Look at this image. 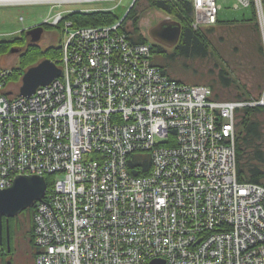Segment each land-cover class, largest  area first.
<instances>
[{
    "label": "built area",
    "instance_id": "1",
    "mask_svg": "<svg viewBox=\"0 0 264 264\" xmlns=\"http://www.w3.org/2000/svg\"><path fill=\"white\" fill-rule=\"evenodd\" d=\"M27 1L53 4L57 18L67 4L119 6ZM189 1L196 27L217 23V0ZM239 4L254 10L264 42V0ZM124 19L64 21L65 78L32 98L6 93L11 71L0 67V189L54 174L34 213L36 264H264V187L239 179L235 127L236 108L264 106V89L226 102L210 86L171 79Z\"/></svg>",
    "mask_w": 264,
    "mask_h": 264
},
{
    "label": "rangeland",
    "instance_id": "2",
    "mask_svg": "<svg viewBox=\"0 0 264 264\" xmlns=\"http://www.w3.org/2000/svg\"><path fill=\"white\" fill-rule=\"evenodd\" d=\"M135 1L136 0H122V1L116 0L115 2H113V5L115 6L118 4L119 6L115 8V10L113 11L117 16L119 14L122 18H126L128 17L127 15L128 9L130 8V6L132 7L134 5ZM217 1L220 6L218 10L219 11L218 18L220 21L246 20L249 21L248 23H255L254 20H256L258 31L260 32L261 42L263 44V53H264V42L261 31L262 26L252 7L241 6L239 4V0H217ZM81 4L82 3H73V4H67L68 6H64L67 9L71 10L65 15V17H63L65 22L67 20L71 21V19L68 18V16L74 14V12L83 13L86 11V10L85 11L80 10V7L85 6L87 8L88 7L92 8L87 11L97 10L96 8L97 6H94L90 3L84 2L83 3L84 5ZM52 5L53 4L41 3V4L19 5V6L11 5L8 7L0 6V32L4 34H9V32L20 33L21 30L29 31L31 28L39 26L38 24L42 23L51 15L52 10L56 13L58 8L57 9L53 8ZM137 15L139 16L138 26H140L141 33L148 38L147 43L151 44L153 50L156 48V46H160L164 48V51L166 53L168 54L174 53V50L178 47L177 45L180 43L183 36L182 34H183L184 25L181 23L182 21L173 14L172 15L168 14L162 9L160 10L158 8L153 7L152 4L147 3L145 0H140L139 6L137 7ZM21 17H23V19H21ZM163 19H170V21L176 20L182 26V30L180 34L181 37L178 40V42H176L174 45H169L165 42L162 43L154 36H150L151 29L157 24H159ZM188 19H189V24L192 26L194 30H199V31L206 30V28L211 27L208 25L207 26L200 25L196 27L194 23V12L192 16L188 17ZM236 30L233 31L230 29L228 31V35L224 36L225 37L224 40H221L222 42L220 41L218 42V40H220L219 37L216 36V38H214L212 35H210L209 37L210 40H212V45L209 47L210 56L207 57V59H202L197 57L196 58L178 57L174 61V63L169 65L168 67L169 70L167 68H163V69L166 70V72L168 73L171 79L175 80L178 79L177 77H179L181 81L184 82L185 84L187 83L192 85L195 84V81L197 80H202V79L205 80V78L211 76L213 68H215L214 77H219V70L224 68L228 72L229 76L234 79L240 91H242L244 93V96L247 97L242 100H236V99L225 100L226 102H231V101L242 102L243 100L253 101V100L261 99L260 96L264 89V82L262 85L263 86L262 90L259 91L256 84L261 82L262 79L260 80V75L258 73L259 65L256 64V61L253 60L251 55L249 56L248 54V47H250L251 45L250 39L247 38L246 40H244V37L238 38L239 36L233 34V32H236ZM67 34H68L67 31H65L64 28L59 26V24H54L53 27L46 29V32L42 33V36L38 41H33L32 35L28 38L16 37L10 40H6L4 37L0 38V45L3 44L2 47L4 46L2 48L3 50L0 51V65L7 66V69H9L15 75L10 78V81L6 86L9 89V91H11L15 95H18L20 98L23 97L32 98L36 94L37 89H39L40 87L47 86L48 84L54 82L56 79L64 77L61 76L63 74V69L60 68L64 66L61 60L63 59V56L61 55L59 57L51 58L49 56V53L46 52V50H48L50 47H58L59 45L62 46V42L64 38L67 36ZM13 44H17L18 48L13 47ZM32 46L37 47L39 52L42 53V56L38 58V60L35 61V63H33L32 65H27L26 67H23L21 64V59L23 56L27 55L26 51H29V49L32 48ZM216 46L218 48V53L216 50ZM12 48L16 49L17 51L10 52V49ZM152 58L156 65H158L160 61H163L161 55L156 56V52L153 53ZM46 59L51 60L53 63L56 62L57 67L61 70V75L56 77L50 83L39 86L32 95L20 96L19 94L21 92V88L23 85V78L25 76L24 74L30 68L41 64V62H43V60ZM216 64L218 66H215ZM234 91L237 90L234 89ZM253 107H258V106H253ZM253 107L242 105V107L236 108V112H237L236 117L238 112L242 110V108H253ZM259 107H264V106H259ZM237 122L238 121L236 120L235 127L237 130L236 134L238 137L239 130L237 127ZM237 137H236V144H237ZM19 176H26V175H19ZM44 178L45 180L47 179L46 177ZM48 178L50 180V185H48L47 183V190L49 192L51 187H53L51 181L54 178V174H49ZM15 180L16 178L13 180V183ZM13 183H11L10 186L5 187V189L13 186L12 185ZM0 190H4V189H0ZM48 192L46 191V193ZM47 195L48 194H46L43 198H45ZM42 201L43 199H40L39 201H35L32 204V206L28 208H34L35 211V209L38 206L37 204L41 203ZM27 210L28 209L18 214L24 217V220L27 224L26 228L28 230V232L24 236V241H22L19 244L18 250L21 249L24 251L20 259L21 263L23 262V264H36V256L40 255L39 253L41 252L39 249L40 247L39 246L36 247V238H34L33 236L31 237V234L29 232V229H32L31 228L32 223L30 221V218L27 217V215H25V212ZM16 216L11 217L10 219L15 218ZM10 219L9 220L7 219L8 224ZM33 224H34V218H33ZM3 227H5V225ZM4 231L5 230L3 229V232ZM2 237H3V233H2Z\"/></svg>",
    "mask_w": 264,
    "mask_h": 264
},
{
    "label": "trees",
    "instance_id": "3",
    "mask_svg": "<svg viewBox=\"0 0 264 264\" xmlns=\"http://www.w3.org/2000/svg\"><path fill=\"white\" fill-rule=\"evenodd\" d=\"M147 3L152 4L153 7L162 9L168 14L177 16L184 25L183 36L178 47L174 50V53H166L164 48L156 46L153 53L156 52V56L161 55L163 61H160L158 65L162 68L169 67L170 64L178 57L186 58H202L207 59L209 57V47L212 45L210 35L214 38L219 37L218 42L224 40V36L228 35V31L231 29L236 30L233 26V22H221L218 19V23L206 30H194L189 24L188 17L193 15L192 3L189 0H145ZM140 0H136L134 5L128 9V17L125 18L121 27L122 29L133 39L134 42L141 43L147 42L148 38L141 33L140 26H138L139 16L137 15V7ZM150 6V5H149ZM76 26L85 25H104L114 24L118 22L122 17L115 14L114 11H90L85 13L74 12L68 16ZM179 20V21H180ZM129 23V24H128ZM250 30L247 28H237L236 32H233L238 38L244 37L250 39V47H248V54L259 65L258 73L260 80L257 85L259 91L263 88L264 82V53L263 44L260 39V33L257 25L250 26ZM253 34L250 35V33ZM240 34V35H239ZM226 40V39H225ZM225 42V41H224ZM3 44L0 45V51H2ZM218 53V48L216 46ZM46 52L49 53L51 58L59 57L62 55L60 46L50 47ZM27 55L21 59L23 67L32 65L35 61L42 56L37 47L32 46L29 51H26ZM157 63V62H156ZM255 64V63H254ZM215 66H218L217 64ZM169 70V69H168ZM16 71V70H15ZM14 71V72H15ZM171 71V70H170ZM215 68L212 69V75L208 78L197 80L195 84H206L213 88V99L220 100H242L247 97L240 91L233 78H231L228 72L222 68L219 70V77H214ZM180 81L181 79L177 77ZM262 83V84H261ZM236 89L237 91H234ZM237 127L239 130L236 144L237 163L239 179L243 182L257 183L264 187V107L242 108L236 117ZM148 161V158H147ZM47 183L50 185V180L47 177ZM34 208H28L25 215L30 218L31 225V237L34 235L33 214Z\"/></svg>",
    "mask_w": 264,
    "mask_h": 264
},
{
    "label": "water",
    "instance_id": "4",
    "mask_svg": "<svg viewBox=\"0 0 264 264\" xmlns=\"http://www.w3.org/2000/svg\"><path fill=\"white\" fill-rule=\"evenodd\" d=\"M181 30L182 26L178 21L163 19L151 29L150 36H154L162 43L174 45L181 37ZM43 32L44 26L42 24L31 28L28 33L32 34L33 41H38ZM13 51L17 50L10 49V52ZM24 75L20 96L32 95L39 86L48 84L60 76L61 70L57 67L56 62L53 63L51 60L46 59L41 64L30 68ZM12 185L9 188L0 190V228H2L4 218L9 220L28 209L35 201L43 199L47 191L46 180L40 175L18 176ZM2 233L3 229H0L1 242ZM150 264H164V260L155 259Z\"/></svg>",
    "mask_w": 264,
    "mask_h": 264
},
{
    "label": "flooded vegetation",
    "instance_id": "5",
    "mask_svg": "<svg viewBox=\"0 0 264 264\" xmlns=\"http://www.w3.org/2000/svg\"><path fill=\"white\" fill-rule=\"evenodd\" d=\"M46 31H44L45 33ZM40 43V42H39ZM13 47H17V44H13ZM5 230L3 232L2 243L0 246V264H23L20 259L23 255V250L19 249V244L24 241V236L28 232L26 222L24 217L21 215L16 216L13 219H10L9 224L7 219H3ZM8 224V228H7ZM31 229H29V232Z\"/></svg>",
    "mask_w": 264,
    "mask_h": 264
},
{
    "label": "bare ground",
    "instance_id": "6",
    "mask_svg": "<svg viewBox=\"0 0 264 264\" xmlns=\"http://www.w3.org/2000/svg\"><path fill=\"white\" fill-rule=\"evenodd\" d=\"M15 2H13V1H8V2H3L2 0H0V6H6V7H8V6H11V5H13V6H19V5H30V3L27 1V0H14ZM16 3H19V4H16ZM217 3H218V1H217ZM80 5V4H79ZM82 5V4H81ZM84 5V4H83ZM219 5V4H218ZM89 9V7L87 8V7H80V10H82V11H85V12H90V11H87ZM85 12H83V13H85ZM21 19H23V17H21ZM49 20V21H48ZM52 22H54V23H58L59 24V26H61L62 28H63V26H64V19L63 18H57L56 17V15H50L46 20H44L42 23H40V24H38V25H42L43 24V26H44V31H46V29H49V28H51V27H53L54 26V24H52ZM115 24V23H114ZM76 26V25H75ZM214 25H212L211 27H213ZM78 27H85V26H78ZM29 31H23V30H21L20 31V33H14V32H9V34H6V36L4 37L6 40H10V39H13V38H16V37H25V38H28V37H30L31 35L28 33ZM60 46V45H59ZM60 48H61V51H62V49H63V42H62V46H60ZM64 55V52L62 51V56ZM0 67L1 68H4V69H7V66H5V65H0ZM61 68V67H60ZM12 74V75H11ZM11 77H13V76H15L14 75V73H12L11 72ZM11 77H9L8 79H6V78H4L3 79V82L5 83V85L7 86V84H8V82L10 81V78ZM4 93H5V91H4ZM6 93H9V94H11L12 92L11 91H9V89L7 88L6 89ZM8 94V95H9ZM6 99L5 98H3V97H1V99H0V103L2 104L4 101H5ZM6 102H8V101H6ZM14 124H15V122H14ZM14 130H16V131H18L19 132V130H18V127L17 128H14ZM16 140H17V138H16ZM27 144H30L31 146H35L36 145V142L35 141H28V140H19V146L20 147H23V148H25V146L27 145ZM47 183V182H46ZM44 199V198H43ZM3 226H4V223H2V228H0V229H3ZM1 240H0V246H1ZM1 252V251H0Z\"/></svg>",
    "mask_w": 264,
    "mask_h": 264
},
{
    "label": "crops",
    "instance_id": "7",
    "mask_svg": "<svg viewBox=\"0 0 264 264\" xmlns=\"http://www.w3.org/2000/svg\"><path fill=\"white\" fill-rule=\"evenodd\" d=\"M219 19V18H218ZM254 20V19H253ZM220 21V20H219ZM227 21H229V22H233L234 24H233V26H235L236 27V29L239 27V28H247L248 29V31L250 30V26H252V25H257V23H256V20H254L255 21V23H248L249 21H246V20H235V21H231V20H227ZM227 21H221V22H227ZM251 22V21H250ZM260 33V32H259ZM251 34H253V32H251L250 33V35ZM261 39V38H260Z\"/></svg>",
    "mask_w": 264,
    "mask_h": 264
}]
</instances>
